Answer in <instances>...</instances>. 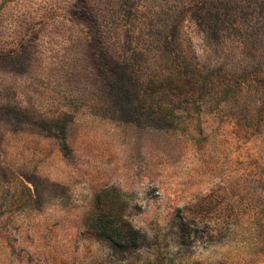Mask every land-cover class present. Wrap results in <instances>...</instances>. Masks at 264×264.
Segmentation results:
<instances>
[{
    "label": "rangeland",
    "instance_id": "374dc122",
    "mask_svg": "<svg viewBox=\"0 0 264 264\" xmlns=\"http://www.w3.org/2000/svg\"><path fill=\"white\" fill-rule=\"evenodd\" d=\"M0 264H264V0H0Z\"/></svg>",
    "mask_w": 264,
    "mask_h": 264
},
{
    "label": "trees",
    "instance_id": "16d2710c",
    "mask_svg": "<svg viewBox=\"0 0 264 264\" xmlns=\"http://www.w3.org/2000/svg\"><path fill=\"white\" fill-rule=\"evenodd\" d=\"M137 203L133 193L116 186H103L94 193L85 230L114 250L131 252L144 245L145 237L133 224Z\"/></svg>",
    "mask_w": 264,
    "mask_h": 264
}]
</instances>
